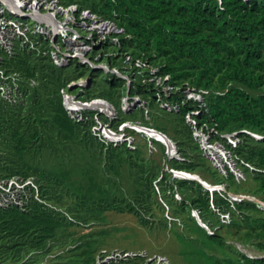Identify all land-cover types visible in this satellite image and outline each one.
Returning <instances> with one entry per match:
<instances>
[{"label": "trees", "instance_id": "trees-1", "mask_svg": "<svg viewBox=\"0 0 264 264\" xmlns=\"http://www.w3.org/2000/svg\"><path fill=\"white\" fill-rule=\"evenodd\" d=\"M63 1L79 3L115 20L126 30L122 35L123 49L146 57L160 66V72L170 73L173 81L179 84L188 81L196 87L210 89L206 97L209 111L203 119L216 125L220 132L238 131L240 142L233 151L239 164L240 160L251 163L264 184V138L256 139L245 131L264 134V0H100L90 6L89 0ZM7 61L9 67L35 79L37 84L28 87L29 95L24 101L10 102L0 97V177L32 175L44 200L62 203L59 190H69L65 180L49 169L32 166L25 156L50 150L66 162L71 155L67 152L76 147L96 150L108 181L116 184L122 193L114 190L111 197L100 200L84 194L77 196L74 203L66 205L77 221L88 223L100 219L106 210H116L132 212L142 224L151 226L156 217L155 207L162 212L166 210L157 197L158 191L173 213L186 212L195 225L206 231L191 214L192 209L197 210L212 230L207 233L209 238L221 243V227L245 226L239 241H251L264 249V208L248 198H231L228 183L222 193L212 192L198 180L173 178L165 169L169 164L197 173L200 164L203 165L199 158L209 161L186 122L190 104L180 111L165 109L157 102L152 84L139 83L137 92L149 100V117L156 106L178 119L172 126L174 135L160 123L152 126L176 141L183 158L164 154L167 160H158L146 156L139 146H107L92 133L90 119L77 122L65 110L61 87L82 75H90L93 85L95 73L101 70L89 69L76 61L58 66L49 57L20 47ZM89 70L92 73L87 74ZM123 83L119 77L112 76L109 86L114 89ZM92 85L86 90L88 95H93ZM94 96L113 99V94L105 91ZM128 114L131 113L121 111L120 119H130L125 118ZM241 165L244 171L249 169ZM210 166L214 168L209 161L204 169L209 171ZM124 167L136 183L131 193L121 184ZM227 171L218 177V183L236 178L232 171ZM176 193L182 198L178 199ZM237 212L242 220L234 217ZM225 213L230 214L228 224L221 218ZM167 220L162 219L165 224ZM73 223L62 210L36 199L31 192L24 207H0V264L31 262L29 255L34 253L32 258H35L52 250L53 245L49 244L56 240L60 228ZM242 255L243 261L217 264H264V256ZM55 257L63 259L62 255ZM91 260H94L92 255L80 263L70 258L62 260V264H91Z\"/></svg>", "mask_w": 264, "mask_h": 264}, {"label": "built area", "instance_id": "built-area-1", "mask_svg": "<svg viewBox=\"0 0 264 264\" xmlns=\"http://www.w3.org/2000/svg\"><path fill=\"white\" fill-rule=\"evenodd\" d=\"M125 33V28L115 20L82 7L79 3H66L63 0H0V97L10 102L24 101L29 95L28 87L37 84L35 79L8 66L7 59L19 47L49 57L58 66L76 61L89 69L103 70L111 76L119 77L127 83L120 98V110L125 113H132L142 107L149 117V100L137 89L139 83L152 84L155 98L161 107L180 111L183 106L191 105L185 119L200 148L223 174H227L229 169L240 179L244 173L233 151L240 142L238 131L220 132L216 125L203 119L209 111L206 97L210 89L196 87L188 81L179 84L171 79L170 73L160 72V66L146 57L124 50L122 35ZM127 37L131 35L127 34ZM119 63L122 66L117 65ZM89 77L79 76L61 87L65 110L77 122L90 119L92 133L103 143L114 146L126 144L135 148L140 128L155 127L144 125L139 120H121L120 110L113 101L86 93L92 85H88ZM245 131L256 139L264 138V134L247 129ZM168 138L172 142V146L165 145L168 157L182 159L176 141L169 135ZM149 139L154 148L155 138L149 136ZM240 161L252 166L249 162ZM165 169L176 178H182L180 173L186 172L169 164ZM155 186L159 190V185ZM217 187L218 190H226L224 184H218ZM30 192L36 199L43 201L34 176L15 174L0 177V207H24ZM176 196L182 198L179 193ZM247 196L231 195L235 200L246 199ZM194 216H200L197 210H194ZM222 217L224 221L230 220L229 213L222 214ZM208 230L212 232L210 228ZM114 255L122 256V253ZM124 256L148 257L140 252L132 255L126 253ZM159 260L161 264L168 263L165 257H159Z\"/></svg>", "mask_w": 264, "mask_h": 264}, {"label": "rangeland", "instance_id": "rangeland-1", "mask_svg": "<svg viewBox=\"0 0 264 264\" xmlns=\"http://www.w3.org/2000/svg\"><path fill=\"white\" fill-rule=\"evenodd\" d=\"M99 1L89 0V6ZM105 60L108 59L105 58ZM117 65L122 66L121 63ZM90 73H92L90 70L87 71V74ZM111 78L112 76L106 71L101 70L96 72L91 91L93 95H102L103 91L112 93L113 99L111 101L120 110L121 91L123 88H126L127 83L119 84L114 89H111L109 86ZM173 117L175 115L162 111L155 106L152 107L150 117H147V113L143 111L142 107H138L133 113L126 115L125 118L139 120L144 125L160 123L167 127L171 135H174L172 126L178 123V119ZM180 125L182 126V124ZM144 128L163 133L158 128ZM163 134L165 135V133ZM165 145H167L165 142L155 139L153 148L151 147L148 135L141 132L138 134L136 146L141 147L146 156L166 161L167 156L165 155L167 152ZM67 153L68 156L70 153L71 155L70 160L67 158L66 162L60 154L53 153L50 150L25 156L26 161L32 164V166L49 169L60 174L65 180L66 187L69 190H59L62 203L56 202L54 204V202H47L41 198L45 203L62 210L69 219L74 220L73 224L60 228L56 240H52L49 244L53 245L52 250L42 252L35 258L33 257L34 259L32 258L34 253L29 255L32 260L27 264H62V260L67 261L70 258H74L80 263L85 258L91 257V255L94 257V260H91V264H161L162 262L159 260V257H165L168 260L167 264H217L220 261L225 263L238 260L243 261L242 254L251 257L264 256L263 248L256 246L251 241H239L240 234L246 230L245 226L235 228L226 225L221 227L219 232L223 237V242L220 243L209 238L207 233L210 231L206 230V232L198 225H195L186 212L178 213L177 215L173 213L162 199V193L158 191L157 197L166 210L162 212L155 207L156 217L151 226L142 224L132 212H119L116 210H106L101 214L100 219L88 223L77 221L66 209V205L74 203L77 196L84 194L88 195L90 199L100 200L111 197L114 190L118 191L119 194L122 191L117 188L116 184L108 181L102 167V158L96 150H86L79 146ZM204 156L207 155L204 153ZM202 158H199V161L203 165L200 164L196 172L201 177L203 176L204 180L213 185L224 184L225 187L228 183L229 187L227 191L230 196L236 194L248 195V199L264 208L262 206L264 203L262 177L258 176L256 171L253 170L254 166L251 163L252 166L247 165L249 169L245 171L242 169L244 175L240 179L235 178L227 180V182L218 183V177H223V174L218 171L214 172L216 171L214 169L216 166L214 165V168L210 166L211 169L209 171L205 170L204 164L207 166L209 165V161L211 163L212 161L209 157H207L209 161L206 159L202 160ZM240 163L242 164L243 162L240 161ZM241 164L239 166L242 168ZM121 174V184L129 193L133 192L136 183L130 177L125 167L122 169ZM217 191L222 193L225 190ZM191 214L194 216V209L191 210ZM164 217L168 219L167 224L162 221ZM234 217L237 220H242L239 212ZM221 218L224 221L222 215ZM195 219L197 220L196 217ZM230 221L231 218L229 221L224 222L228 224ZM117 252H121L122 256L114 255ZM139 252L148 257L140 256L132 258V256L130 258L129 256H124L126 253L132 255V253ZM56 255H62L63 259L55 257Z\"/></svg>", "mask_w": 264, "mask_h": 264}, {"label": "bare ground", "instance_id": "bare-ground-1", "mask_svg": "<svg viewBox=\"0 0 264 264\" xmlns=\"http://www.w3.org/2000/svg\"><path fill=\"white\" fill-rule=\"evenodd\" d=\"M140 132L142 134H145V135H148L152 138H155V139H158L160 141H163L165 142L168 146H172V142L169 140V138L167 136H165L164 134L158 132V131H154V130H149L148 128H144V127H141L140 128ZM180 176L182 178H187V177H190V176H193V177H201V175H199L198 173H191V172H184V173H180ZM202 178V177H201ZM203 179V178H202ZM204 180V179H203Z\"/></svg>", "mask_w": 264, "mask_h": 264}, {"label": "water", "instance_id": "water-1", "mask_svg": "<svg viewBox=\"0 0 264 264\" xmlns=\"http://www.w3.org/2000/svg\"><path fill=\"white\" fill-rule=\"evenodd\" d=\"M91 83H92V77H89V79H88V85H90ZM81 85H85V84H84V83H81ZM167 137H168V135H167ZM187 178H188V179H195V180H198V181L201 182L203 185H205L207 188H209L212 192H213L214 190H218L217 185L209 184L206 180H203L201 177H193V176H190V177H187ZM196 218H197L198 223H199L200 225H203V226H205L207 229H209V226H208L205 222H203V220H202V218H201L200 216H197Z\"/></svg>", "mask_w": 264, "mask_h": 264}]
</instances>
